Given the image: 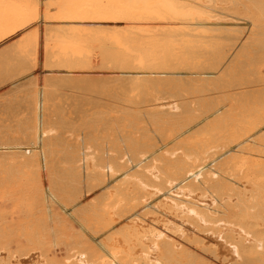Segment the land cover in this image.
Wrapping results in <instances>:
<instances>
[{
    "label": "bare ground",
    "instance_id": "obj_1",
    "mask_svg": "<svg viewBox=\"0 0 264 264\" xmlns=\"http://www.w3.org/2000/svg\"><path fill=\"white\" fill-rule=\"evenodd\" d=\"M3 81L0 264H264V0H0Z\"/></svg>",
    "mask_w": 264,
    "mask_h": 264
},
{
    "label": "rangeland",
    "instance_id": "obj_2",
    "mask_svg": "<svg viewBox=\"0 0 264 264\" xmlns=\"http://www.w3.org/2000/svg\"><path fill=\"white\" fill-rule=\"evenodd\" d=\"M106 63V59L103 56L99 57L96 64L90 63L85 68L73 69L66 80L59 81L60 89L56 96L55 107L52 109L55 117L64 122L78 123L91 115L95 117L94 113L98 107L105 106L108 101L112 102V98H109L106 92H102V86L110 84L113 77L121 73L118 72V67H111L108 65L109 63ZM124 69L131 70L129 67ZM126 74L122 73L121 75L125 76ZM0 83V104L6 99H10L17 91L20 92L24 89L23 81H18L14 85L10 84V86L7 81ZM19 83H22V85ZM17 87H22V89ZM17 97L16 95L11 104L14 109L22 110L24 103H21ZM52 113L50 116H52ZM5 125L6 122L0 121V129H4Z\"/></svg>",
    "mask_w": 264,
    "mask_h": 264
}]
</instances>
